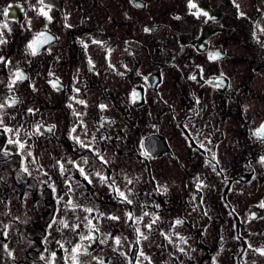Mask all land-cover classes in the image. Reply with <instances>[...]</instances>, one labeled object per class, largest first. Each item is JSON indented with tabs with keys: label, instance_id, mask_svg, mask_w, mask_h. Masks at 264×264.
<instances>
[{
	"label": "flooded vegetation",
	"instance_id": "obj_1",
	"mask_svg": "<svg viewBox=\"0 0 264 264\" xmlns=\"http://www.w3.org/2000/svg\"><path fill=\"white\" fill-rule=\"evenodd\" d=\"M191 2L45 0L48 22L38 0H0V217L35 219L13 248L0 226V264H74L77 244L80 264H184L186 250L190 264H264L256 130L255 161L246 148L247 102L259 96L233 82L228 36L235 14L237 50L258 60L250 68L264 85V0ZM42 32L52 39L33 56ZM17 71L26 79L13 84ZM244 183L255 196L230 195Z\"/></svg>",
	"mask_w": 264,
	"mask_h": 264
},
{
	"label": "rangeland",
	"instance_id": "obj_2",
	"mask_svg": "<svg viewBox=\"0 0 264 264\" xmlns=\"http://www.w3.org/2000/svg\"><path fill=\"white\" fill-rule=\"evenodd\" d=\"M242 14H243V12H242ZM247 15L249 18H252L253 12H251L250 8L247 11ZM256 16H258V12L256 15L253 16V18ZM262 17L264 18V15ZM231 20H232V22H231L232 23V26H231L232 29L229 30L230 33L228 36L231 40V46L233 47V50L236 49L235 50L236 54H238L235 58L231 59V64H232L231 71H232L233 82H239V83L243 82L242 86L247 84L249 89H250L249 90L250 94L253 95V96H251L249 94V98L250 97L258 98V96H259V100L257 102H247V116H248V118H247L248 129L247 130H248V135H249V138H248L249 143H247L246 148H247V152H249L248 157L254 158V161H255L256 157H257V153L259 152V149H261V148H258L257 146L255 147L254 145H252L251 142H255L256 139H251L252 138L251 133H253L255 130H257L260 127L262 120L264 119V102H260V100H264V85L263 84L261 85V82H259V81H261V80H258L260 78L259 75L252 73L251 68H250V67L256 66V64L258 63V60L257 59H251V60L249 59V60L245 61L244 58L240 57V54L238 52L240 50H237L235 41L239 40L241 35H244V34L237 31L236 28L234 29V25L236 23L235 14L233 16H231ZM261 22H262L261 28H263V30H264V20ZM243 30L245 31V33H247L248 31H250V26H244ZM257 35H261V33L258 32ZM219 37L222 38L221 36H219ZM257 81H258V83H257ZM0 132H2L1 127H0ZM3 132H4V130H3ZM0 145H1V141H0ZM143 174H144L143 172L137 173V171H135V174L133 173V175H135V178L140 179V180H141V178H144ZM158 177H159V171H158ZM248 183H250V182H248ZM247 184H245V183L239 184L238 187H235L232 189V192L230 193V195H232V193L240 195V194H243L244 191L247 190L248 194H252L255 196L256 188H254L251 185L247 186ZM152 189H153V186H152ZM234 190H235V192H233ZM237 190H239V192H237ZM191 192H192L191 187H189L187 191H186V188L184 187L183 194L190 195V194H192ZM160 201L163 202V200L159 199V197L157 195L156 196L153 195V198L151 199L152 210H159ZM162 204L163 203H161V207H162ZM34 220L35 219H33L32 217H29L28 215H26V216H23L22 219L20 218V220H18V221L15 220L16 222H14V223H16V224L12 223V221L8 218L7 222H9L10 224L4 225V223H3L4 217L3 216L0 217L1 228H2V226H6V229L2 228V230H5V231H3V234H5V237L7 238V243L10 246L9 248H13L16 245L15 239L18 237L19 234L22 235L23 240H27V238L29 237V233L26 231L27 226L28 225L30 226L31 223L35 222ZM37 226L40 227V225H37ZM15 228H18L16 233H15ZM72 242L76 244L73 237H72ZM189 257H191V250L184 251V254H183L184 264H190L186 259Z\"/></svg>",
	"mask_w": 264,
	"mask_h": 264
},
{
	"label": "snow or ice",
	"instance_id": "obj_3",
	"mask_svg": "<svg viewBox=\"0 0 264 264\" xmlns=\"http://www.w3.org/2000/svg\"><path fill=\"white\" fill-rule=\"evenodd\" d=\"M38 3L41 5V7L39 9H37V14L38 15H41V16H44L46 18V20L48 22H51V16L48 14V12L50 11V8L47 4H45V0H38ZM189 8L192 9V8H196L197 6L191 2V0H189ZM238 7V6H237ZM48 9V10H46ZM193 15H196L197 17L199 15H204V16H208V13L207 12H202L200 10H198L197 12L193 13ZM0 27H3V28H7V25H0ZM145 31H149V29H145ZM52 39V37L48 36L46 33L42 32L40 34H38V36L31 42H29V44L27 45V48L30 50V54L35 56L38 54V51H39V48L43 45V44H46L48 43L50 40ZM6 43V41L3 39V33L0 32V44H4ZM95 43V41H94ZM86 47V45H85ZM210 59L212 60H215V59H218L219 58V53H216V54H212L210 55L209 57ZM0 62H5L4 61V58L3 57H0ZM91 63V61H90ZM51 74V73H50ZM14 77L15 79L12 81L13 84H15V82L17 80L19 81H23L24 79H26L25 75L20 72V71H17L14 73ZM191 79H195V76L191 77ZM11 86V85H10ZM53 87H56V84L53 83ZM133 99L135 100V97H136V93L135 91H133ZM80 103H83V101H79ZM13 104L16 103L15 100L12 101ZM104 106L101 105V108H103ZM0 108H3V105H0ZM29 111H32L31 109H29ZM2 120H0V124H2ZM5 131H12V129H9V128H5ZM49 131H51V129H49ZM73 131H75V129H73ZM17 135H18V130H17ZM255 135H257L258 137H261L262 139H264V125H261V127L259 129H257ZM79 142V141H78ZM9 143H16L18 144L19 148L23 149L25 147L24 143L20 142L19 139H17L16 141H12V140H9ZM145 155H147V153H145ZM102 159V157H101ZM87 162V161H85ZM106 163V161H105ZM261 163H264V158H261ZM61 171H63V168L61 166ZM80 173L83 175L84 174V169L83 168H80L79 169ZM85 179H87V176H85ZM101 179H104V177H101ZM129 183H131V181H129ZM118 191V190H117ZM119 196L122 198L123 201H126L127 203L131 204L132 201L129 200L127 198V196L125 195L124 192H119ZM69 204H71V201L68 202ZM262 206H264V204H262ZM73 207H76L75 205H73ZM84 211L88 212V213H91L92 212V209H84ZM145 215H147V213H145ZM111 219L113 220H117L119 219L118 217H110ZM131 218V216L129 217ZM85 219H87V217H85ZM61 223L63 224V227L64 228H71L72 231H75L76 228L79 227V225H74V226H70L67 222L65 221H61ZM152 223H155V220L152 221ZM177 224L179 223H182L181 221H176ZM88 224L91 225L93 228H95L94 225H92V221L91 220H88ZM146 227L148 229H151L152 227V224H148L146 225ZM136 231L139 233V229H136ZM140 235H143L142 233H140ZM147 237H145L146 239ZM84 239H88V240H92L93 237L91 235L87 236V237H81V240H84ZM116 244H119L120 243V240L117 238L115 240ZM61 247H63V245H61ZM81 245L80 244H77L75 247L72 248V253H73V256H72V259H73V262L74 264H80L79 260H78V254L80 253V250H81ZM256 251H258L261 255H264V249H257ZM53 257L55 256V253L52 254Z\"/></svg>",
	"mask_w": 264,
	"mask_h": 264
},
{
	"label": "water",
	"instance_id": "obj_4",
	"mask_svg": "<svg viewBox=\"0 0 264 264\" xmlns=\"http://www.w3.org/2000/svg\"><path fill=\"white\" fill-rule=\"evenodd\" d=\"M261 125H264V122H263ZM261 125H260V127H261ZM260 127H259V128H260ZM259 128H258V129H259ZM256 131H257V130H256Z\"/></svg>",
	"mask_w": 264,
	"mask_h": 264
}]
</instances>
